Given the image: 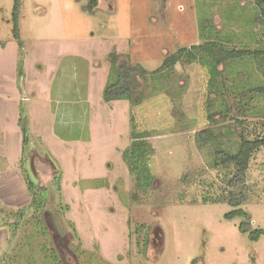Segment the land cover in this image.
<instances>
[{
  "label": "rangeland",
  "instance_id": "1",
  "mask_svg": "<svg viewBox=\"0 0 264 264\" xmlns=\"http://www.w3.org/2000/svg\"><path fill=\"white\" fill-rule=\"evenodd\" d=\"M12 7L0 0V264L34 245L21 232L11 249L7 216L44 193L51 235L41 243L62 264H264V233L254 234L264 231V146L246 190L215 156L238 150L231 117L249 139L264 138V95L239 102L264 87V55L226 62L227 91L214 58L199 54L129 100L103 97L112 57L153 70L201 42L207 26L221 41L260 48L253 0H97L93 9L90 0H20V43ZM133 131L151 151L145 191L129 168ZM245 192L240 206L228 203ZM238 208L246 232L243 215L227 216Z\"/></svg>",
  "mask_w": 264,
  "mask_h": 264
},
{
  "label": "trees",
  "instance_id": "2",
  "mask_svg": "<svg viewBox=\"0 0 264 264\" xmlns=\"http://www.w3.org/2000/svg\"><path fill=\"white\" fill-rule=\"evenodd\" d=\"M96 4L97 0H90V9H93ZM253 4L254 10L256 12L253 18L254 25L259 24V41L262 42L260 48L249 49L244 47V45L240 46V43L238 44L221 41L218 36L219 32H216L214 35L211 34L213 31L211 27H213V25L207 26L209 32H207L206 36L202 37L201 42L176 49L175 51L166 55L162 63L153 70L146 69L140 63L128 61L118 62L117 56L112 57L111 65L115 77L103 89V97L106 100H129L133 95L137 94L145 87L147 79L151 81L158 80L162 77L167 79L171 74H173V71L178 64L194 63L197 61L199 54H207V56L210 55L212 58H214L217 75L221 78L222 84L227 91L225 73L222 69L226 62L242 57L257 58L264 55V0H253ZM19 12L20 0H13L11 12L12 34L13 37L20 43L21 39L18 22ZM255 94L264 95V87H258L248 90L247 93H242L240 95L239 102H242L244 97L252 99ZM231 120L233 121L234 131L239 140L238 150L234 154H230L223 150H217L215 151V156L219 159L220 164L233 167L234 173L230 177L229 183L232 185L240 183L246 190V176L250 160L254 152L260 147L264 146V138L254 140L249 139L244 131V120L237 117H231ZM201 134L203 136H207L208 130H204ZM131 135L132 137H135V139L133 140L132 138L131 152L133 154V161L132 167L129 168L135 187L145 191L150 185L151 170L149 165V157L151 155V151L149 149V145L143 144L141 139L137 138V136H142L143 133L133 131ZM138 140L141 141V143H139ZM140 171L142 172L141 174ZM30 186L32 187V185ZM45 194L46 193L40 194L42 195L40 199L37 196L39 201L33 194L31 202L24 208L9 213V216L6 215V223L10 229L9 243L11 249L14 247L12 244L15 242V238H17L16 235L19 236L21 232H24L27 242L33 239L34 245L30 246L29 251L27 249V255L25 256L22 254L21 249L15 246L16 249L12 251V254H3L2 264H11V260L21 262L22 258L24 257L27 259L29 258V262H27V264H62L60 263L55 249L53 246H51L52 243H41V237L48 235V233L50 234V232L45 227L46 224L43 219L44 213L47 211L45 210L47 207ZM246 200L247 192L240 196L229 198L228 203L234 207H238ZM236 215H243L246 218L240 223L239 229L242 232L248 231V214L243 209L238 208L234 209L227 216L231 218ZM8 218H12V221L9 222ZM260 233H264V231H256L254 234L257 237V235ZM146 243H148V237L146 238ZM34 248H39L38 253L41 256H36V253L31 254Z\"/></svg>",
  "mask_w": 264,
  "mask_h": 264
},
{
  "label": "flooded vegetation",
  "instance_id": "3",
  "mask_svg": "<svg viewBox=\"0 0 264 264\" xmlns=\"http://www.w3.org/2000/svg\"><path fill=\"white\" fill-rule=\"evenodd\" d=\"M152 183H154V181L152 182ZM155 230H153V232H154ZM154 237H157L156 235L154 236ZM156 240V239H155ZM153 242H154V238H153V240H152Z\"/></svg>",
  "mask_w": 264,
  "mask_h": 264
}]
</instances>
